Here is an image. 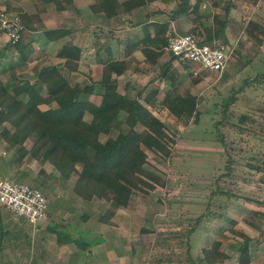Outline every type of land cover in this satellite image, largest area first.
<instances>
[{"label": "rangeland", "instance_id": "obj_1", "mask_svg": "<svg viewBox=\"0 0 264 264\" xmlns=\"http://www.w3.org/2000/svg\"><path fill=\"white\" fill-rule=\"evenodd\" d=\"M230 1L226 0L222 7L219 6L220 14L224 15V7ZM248 1L249 4L242 0L243 7L241 5L239 9L246 18L235 23L236 31L233 30V34L228 36V43L234 46L235 53L227 70L218 75L204 69L198 61L184 64L183 60L176 58L172 59L170 67L177 75L176 86L172 87V81L166 77L157 83L161 95L172 87L173 92L179 91L191 97L198 95L200 100L196 106L192 103L187 105L184 118H178L167 108L157 111L175 139L173 154L167 156L143 145L148 154L145 167L153 175L155 188L149 194L136 190L128 207L118 208L114 217L129 221L131 241L140 238L144 232L141 231L142 227H153L154 232L142 235L148 242L144 244L145 251L138 255L141 264L148 263L154 244L158 249H172L173 254L185 253L188 230L199 215L202 217L191 239L195 251L212 241L220 230L233 225L232 218L255 238L260 231L249 225L247 218L260 222L264 227V216L257 213L260 210L264 212V42L259 44L245 30L254 20L253 17L264 26V0L257 3ZM8 41V35L0 31V50ZM170 57L171 53L167 51L161 60H169ZM19 60L16 58L14 63H19ZM31 66L32 63L21 65L16 71L24 74V67L25 71H30ZM153 73L146 74L141 81L136 78L131 93L142 88ZM9 76L3 75L7 81ZM122 78L123 82L128 77ZM130 81L133 82L132 79ZM244 84L245 87L240 89ZM124 85L127 84L122 83L121 88ZM229 97H234V100L227 107ZM21 98L26 100L27 95L24 93ZM86 116L90 118L91 115L87 113ZM119 120H126L125 112L120 113ZM32 141L30 138L28 144L31 145ZM15 154L16 145L7 143L0 134V174L40 187L49 200V211L45 218L33 225L26 217L17 216L0 205L9 234L30 237L26 245L36 256L43 253L42 237L56 238V233L45 227L47 220H51L53 226L61 225L60 230L70 231L74 235L77 234L75 224H92L100 230L94 218L97 216L99 220L109 201L99 198L88 201L78 196L73 190L75 176L69 181L54 179L44 185L39 184L38 180L43 175L30 171L23 175L15 167ZM83 213L90 215V218L83 219ZM64 224L67 228L63 227ZM101 233L104 235L105 230H101ZM90 236L96 237V234ZM229 236L222 246L232 252L233 257L229 261L234 264L239 253L236 245H233L234 237ZM259 236L258 239L263 237L261 234ZM83 238L87 236L83 235ZM143 239L136 240L132 246L142 251L138 244H142ZM256 246L257 241H253V249L259 250L255 249ZM153 252H156L155 249Z\"/></svg>", "mask_w": 264, "mask_h": 264}, {"label": "trees", "instance_id": "obj_2", "mask_svg": "<svg viewBox=\"0 0 264 264\" xmlns=\"http://www.w3.org/2000/svg\"><path fill=\"white\" fill-rule=\"evenodd\" d=\"M49 1V0H43ZM149 0H97L99 7L108 16H116L128 12L142 2ZM176 14H188L194 22L192 27L185 32H192L203 41L220 38L222 35L214 34L213 26H205L204 22H198L204 14L198 12L197 0L192 4L190 0H177ZM257 3L259 0H253ZM231 10V3L224 7V15H216L214 20L221 25L222 30L227 25V19ZM26 29V23L31 16L18 12ZM207 16V15H206ZM30 17V18H29ZM224 17V18H223ZM38 20L39 18H33ZM31 19V20H33ZM246 27V33L259 44L264 42V26L256 18ZM170 21H154L155 33L141 46L145 55L140 59L136 54L138 43L126 45L125 54L122 57H114L103 64L101 77L98 84L101 86L102 100L99 104L86 98L85 94L95 90V82L92 76L77 80L68 78L62 71V63H53L36 68V78L26 77L23 73L14 70V53L21 55L19 63L24 61L34 52L32 42L24 43L23 36L17 42L9 40L0 50V134L2 138L12 145H16L15 158L21 159L28 153L33 158L50 161L60 172L63 181L73 179V190L81 198L91 201L93 198L105 199L110 206L100 215L103 221H111L118 206H127L136 190L149 194L154 188V178L146 170L148 154L143 145L155 148L167 156L173 154L175 139L168 132L166 122L157 114L164 108L178 118H184L186 107L189 103L197 105L200 96L184 95L179 91H172L176 86L177 75L171 70L172 59L179 56L171 53L169 60L163 63L159 61L166 51L172 30H169ZM203 25V27H202ZM25 32V30H24ZM46 35L58 38L65 34L61 28L45 31ZM152 46H156V49ZM10 51V52H9ZM8 53V54H7ZM9 53L11 55L9 56ZM81 54V48L76 45L62 46L58 55L66 58V65L77 63ZM158 74L152 77L161 80L164 77L172 81V87L163 95L159 94V87L154 85L151 90L143 92L148 83L142 86L134 97L119 89V76L128 70H149L159 64ZM190 61H184V64ZM13 71L11 73L10 70ZM9 74L8 81L3 75ZM260 77V76H259ZM262 78V75H261ZM245 87L242 86L240 89ZM26 94V100L21 98ZM48 99L57 103L56 107L43 109L41 104ZM234 100L229 97L226 106ZM86 111L92 113L91 121L85 118ZM121 112L126 113V120H119ZM199 112H197V116ZM222 135V134H221ZM33 140L28 147L26 142ZM221 140H223V135ZM224 142V141H223ZM40 173V172H39ZM42 180V179H41ZM38 183L43 185V182ZM20 181V180H18ZM37 186V185H36ZM238 190V187H236ZM264 216L263 211H257ZM202 215L188 230V239L185 253L159 252L150 258L151 264H223L229 257L222 249V244L232 235L233 245L238 251L237 263L249 264L252 259V242L257 244L264 242V227L260 222L247 218L249 225L255 227L260 234L255 238L238 225L232 218L233 225L223 228L214 239L194 253L191 250L190 237L198 228ZM51 225L60 242L74 241L79 249L89 251L94 241L83 238L82 232L76 235L70 231L58 228L59 224ZM61 226V225H60ZM9 234L3 216L0 212V249L4 237ZM85 236V235H84ZM181 259H184L180 262Z\"/></svg>", "mask_w": 264, "mask_h": 264}, {"label": "crops", "instance_id": "obj_3", "mask_svg": "<svg viewBox=\"0 0 264 264\" xmlns=\"http://www.w3.org/2000/svg\"><path fill=\"white\" fill-rule=\"evenodd\" d=\"M120 1L125 2L127 0ZM225 1L226 0L200 1L198 4V12L204 14V16L201 20L198 18V22H204L205 26L212 25L214 34L222 35L220 39L229 42L228 39L230 35L233 34V30H235L234 24L240 23L239 20L241 18H246V16H244L243 12L239 10L240 6L243 4L242 0L230 1L231 10L227 19V25L222 30L221 25L214 20L216 19L217 14L222 15L219 10L220 7L224 5ZM247 1L248 0H246V2ZM190 2L195 4L197 0H190ZM0 8H7L20 13L25 12L31 16V18L29 17L30 20H28V23H26L23 41L24 43L32 42L35 49L29 59L23 63L25 66L32 63L30 71H25L24 67L23 71L26 77L35 79L37 67L39 68L40 66L53 63H62L64 64L61 65L62 71L68 78L71 77L77 80H82L84 78L90 79L88 76L93 77L95 90L92 93L83 96L97 104L102 100L101 86L98 84V80L101 77L104 62L114 57H122L125 54L126 45L132 42L139 44L140 47H138L139 49H136V54L140 59H144L145 55L142 52L141 46L147 47L148 44L146 46V44L142 45V43L147 39L152 38L154 35V21H170L168 31L172 30L175 33H183L189 30L194 24L188 14H176L175 10L178 8L177 0H149L142 2L128 12L116 16H108L102 11L97 0H0ZM33 18L39 19L35 20ZM55 28H61L65 31V34L58 38L50 39L45 31ZM88 42H90V45H88ZM70 45L79 46L81 48V54L79 60L77 59V63L66 65L64 63L66 58L59 56L58 51L62 46L69 47ZM152 47L156 49V46ZM34 53L40 54L37 55ZM165 54L166 52L159 57V61L162 63L164 61L161 59ZM20 57V53L15 51L14 60H16V58L20 59ZM50 58H53V60ZM159 65L160 63L155 67H150L149 70L146 71L128 70L127 73L119 76V89H123V92L134 97L137 92L142 89L137 88V90H134L135 93H131L134 88L132 84L136 85V78L141 81L143 76L154 72L143 84L145 85L153 76L158 74L157 71ZM18 67L20 66H15L14 70H18ZM129 71L131 73H129ZM122 76H127L128 78L122 82L121 80L124 79ZM131 79L133 82L130 81ZM160 81L161 79L159 78L153 79L148 83V86L143 89V92L146 93L151 90L152 87L157 85ZM122 83L127 85H124L121 88ZM44 94L47 99L41 104V107L43 109L56 107L57 103L48 99L49 96L47 93ZM49 102L51 103L50 105ZM87 113L91 115L90 118H87ZM85 118L88 121H91L92 113L86 111ZM26 145L28 147L31 146L28 144V141L26 142ZM16 166L19 171L21 170V172H23V175L28 171L32 174L40 172L43 175L41 180L43 185L54 179H58L60 182L63 181L59 179L60 172L53 163L48 160L43 161L33 158L30 153L21 159L16 158L15 167ZM73 176L76 178L77 174L75 173ZM109 206L110 202L104 206L105 210ZM122 207L125 208L128 206H118L117 209L119 208L118 210H121L123 209ZM118 210H116V212ZM115 216L116 213L111 221H103L100 218L97 220L96 216L94 218L96 220L94 221L97 224H95V222H93V224L99 226L100 230L95 228L96 226H93L92 224H90V226L75 224L77 232L81 231L82 235H85L89 240L94 241L89 248V251L79 249V246L74 241L65 243L60 242L56 234V238L50 236L42 237L40 243L43 244V253H37L36 256H34L30 251L29 245H26L30 241V237L27 235L20 236L7 234L3 239L2 247L0 249V264H141L138 255H141V252L145 251L144 244L148 242L144 240L146 238H142V235L154 232L152 229L153 227L147 224L148 226L141 228V231L144 232L141 234L140 238L144 241L142 244H138L141 245L142 251H140L132 246V244L140 238L131 241L129 236V221L126 219H114ZM82 218L88 220L90 215L83 213ZM51 222V220H47L45 224V227L49 231H51ZM60 227L61 226L59 225L58 228ZM63 227L67 228V225L64 224ZM101 230H105L104 235L101 233ZM92 234H96V237H91L90 235ZM192 235L190 237L191 250L196 254L201 250L203 245L199 247L198 251H195L192 246ZM71 245L75 246L73 247ZM205 245L207 244H204V246ZM251 248L252 259L249 264H264V242L257 244L255 247V249L259 250H254L253 247ZM153 249H155L156 252H153ZM153 249L149 255L147 264H151L150 258H152L154 254L166 252V250L170 252L172 250L166 248L158 249L155 244ZM222 249L229 254V257L226 258L223 264H231L232 262L229 260L233 257L232 252L226 250L225 246H222ZM236 260L234 261V264H239Z\"/></svg>", "mask_w": 264, "mask_h": 264}, {"label": "built area", "instance_id": "obj_4", "mask_svg": "<svg viewBox=\"0 0 264 264\" xmlns=\"http://www.w3.org/2000/svg\"><path fill=\"white\" fill-rule=\"evenodd\" d=\"M24 30V23L17 11L0 8V31L5 32L9 40L19 41ZM165 49L183 61H198L204 69L218 75L227 70L235 53L234 46L223 39L203 41L192 32L170 34ZM0 205L17 216L26 217L32 224L45 218L49 211V200L40 187L1 174Z\"/></svg>", "mask_w": 264, "mask_h": 264}]
</instances>
